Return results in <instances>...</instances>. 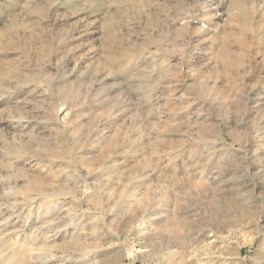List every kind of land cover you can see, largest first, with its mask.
Returning <instances> with one entry per match:
<instances>
[{"label": "rangeland", "instance_id": "rangeland-1", "mask_svg": "<svg viewBox=\"0 0 264 264\" xmlns=\"http://www.w3.org/2000/svg\"><path fill=\"white\" fill-rule=\"evenodd\" d=\"M0 264H264V0H0Z\"/></svg>", "mask_w": 264, "mask_h": 264}, {"label": "bare ground", "instance_id": "bare-ground-1", "mask_svg": "<svg viewBox=\"0 0 264 264\" xmlns=\"http://www.w3.org/2000/svg\"><path fill=\"white\" fill-rule=\"evenodd\" d=\"M53 1V0H52ZM48 2V1H47ZM56 3V2H55ZM53 4H54V2H53ZM51 4H49V6H50ZM47 7V6H46ZM46 7H43V8H41V10L43 11ZM48 8V7H47ZM49 9V8H48ZM53 9V8H52ZM55 9V8H54ZM40 9H38V11H37V16L40 18L38 21H37V23H36V25H30L29 26V29L27 30V31H25V33H31L30 34V36L31 37H35V38H41L45 33H44V30L45 29H43V28H46V27H43V26H39L40 25V20H42V24H43V20H44V23H46L47 25H48V23H49V25L50 24H52V26H54L55 24H56V22H58V20L57 19H59V18H50V19H47L46 21H45V18L43 19L42 18V16L44 15V14H42L41 13V11H39ZM47 12V11H46ZM51 13H53V12H51ZM45 16V15H44ZM47 16V15H46ZM56 17V16H55ZM64 19H65V17H63ZM62 20V19H61ZM16 21H17V19L16 18H14V19H12L11 20V22H10V28H9V30L10 31H12L13 32V34L16 32V30L14 29V27H15V25H16ZM65 22V21H64ZM18 23V22H17ZM59 23V22H58ZM57 23V24H58ZM28 24V23H27ZM27 24H26V26H27ZM61 24V23H60ZM63 24V23H62ZM61 24V25H62ZM25 24H23V22H22V27L24 26ZM48 25V26H49ZM17 26V25H16ZM21 26V25H20ZM20 26L18 27V28H20ZM51 26V25H50ZM51 26V27H52ZM58 26V25H57ZM64 27V26H63ZM62 27V28H63ZM28 28V27H27ZM57 28H59V27H57ZM76 28H78V27H76ZM74 29V30H72L71 31V33L70 32H68L69 33V35H68V33H67V35H68V37L69 38H73L74 37V35H76L77 36V34H79V33H83L86 29L85 28H83V29H85L84 31H82L81 29ZM51 29V28H50ZM22 30V29H21ZM48 29L46 28V30H45V32L47 31ZM71 30V29H70ZM18 31V30H17ZM22 32V31H21ZM66 32H67V30H66ZM42 33H44V34H42ZM47 34V33H46ZM50 34V33H49ZM64 34H66V33H64ZM75 36V37H76ZM67 38V37H66ZM64 40V39H63ZM62 40V41H63ZM68 40V39H67ZM30 43V42H29ZM31 44V43H30ZM62 44V43H61ZM48 48V47H47ZM65 76V75H64ZM66 77V76H65ZM62 79H64V77H60V79L59 80H62ZM61 82V81H60ZM5 121H7V120H5ZM33 183L34 184H44V183H40V182H38V181H33ZM47 190V189H46Z\"/></svg>", "mask_w": 264, "mask_h": 264}]
</instances>
